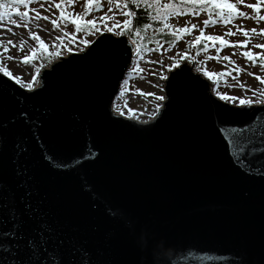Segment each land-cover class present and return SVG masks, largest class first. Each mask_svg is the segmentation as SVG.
<instances>
[{"label":"water","instance_id":"95a60500","mask_svg":"<svg viewBox=\"0 0 264 264\" xmlns=\"http://www.w3.org/2000/svg\"><path fill=\"white\" fill-rule=\"evenodd\" d=\"M133 50L102 34L42 68L34 91L0 73V177L18 149L31 202L94 249V264H264V161L241 170L217 132L252 113L219 100L184 62L153 118L120 117L112 103Z\"/></svg>","mask_w":264,"mask_h":264},{"label":"snow or ice","instance_id":"6c2138e0","mask_svg":"<svg viewBox=\"0 0 264 264\" xmlns=\"http://www.w3.org/2000/svg\"><path fill=\"white\" fill-rule=\"evenodd\" d=\"M75 2L76 0H0V17H2L0 19V36H15L14 29L27 30L29 39L37 42L36 48L21 57V63L29 64L33 59L38 58L37 53L41 50L47 51L44 42L30 29L32 23L41 20L51 23L53 29L65 23L73 27V32L64 33L62 36L54 38L61 42L65 36H74L75 32L95 34L105 31L115 36L127 37V42L132 46H136L137 39H144L142 32L147 30H151L154 35L160 34L171 38V41H176L184 35H190L193 29H197V25L187 22L183 27L172 25L171 19L179 16H199L202 13H207V18L201 22L202 25H208L210 22L231 25L235 17L251 18L258 22L264 21V14H260L264 11V0H255L253 3H248L246 0H108L110 7L107 8L106 13L95 19H82L81 16L87 17L92 8L102 7L100 0H85L82 14L69 11ZM241 8L250 10L251 15ZM117 16L122 19H116ZM109 21L112 22L108 23ZM151 22H156L159 26L153 27ZM37 27H39L38 24ZM197 31L198 34L192 44H203L205 48L209 47V42H212L211 47L213 48L217 43L229 47H244L249 43L248 33L257 34L256 29L245 30L243 27H237L236 31L243 34L245 40L232 42L225 41L221 36L206 34L203 27H199ZM234 34L231 28L225 33V35ZM258 34L264 35V29H260ZM89 42L88 40L83 41L85 46ZM124 42V40L120 41V43ZM24 43L25 41L21 40L20 47H17L13 40L8 39L4 41V46L0 50L6 53L10 48L20 51ZM253 47L264 51V44H256ZM138 53L139 48H137L136 54ZM241 54L253 65H256L259 60V66L264 68V56L261 55V52H253L249 48ZM7 58L13 59L11 56ZM183 59H187V56H183ZM224 59L228 60L229 57L225 56ZM169 70L171 69L169 68ZM234 70L239 75V68ZM0 73L12 78L9 72L3 68H0ZM204 75L212 79L215 73L205 71ZM249 75L254 74L249 73ZM163 78L161 76V79ZM15 79L20 82L18 77ZM255 79L264 85V79H261L260 76H255ZM35 80L36 76L33 75L26 87L31 89ZM240 87L242 91L246 89L244 85H240ZM247 91H250L254 98L245 99L243 96L236 97L229 96L227 93H216L219 100L249 111L253 117L243 125L220 123L217 132L224 141L233 162L241 170L247 165L251 175L253 172L251 161L255 159L264 161V147L256 146L257 141L264 145V87L259 92H256L255 89H247ZM156 99L163 101L165 98L157 96ZM254 105L258 107H253ZM159 107L157 105V110ZM130 112H134V110H130ZM7 134L8 125L5 121L0 120V138L6 140ZM19 155V150L15 149L12 159L9 161L14 165L10 175L0 177V264H94L93 257L96 255L94 249L76 241L75 238L60 235L31 202L29 191L23 187L25 180L21 179ZM193 259H197V257H193ZM199 259L224 260V257L204 253ZM226 264H232V261L228 260Z\"/></svg>","mask_w":264,"mask_h":264},{"label":"rangeland","instance_id":"374dc122","mask_svg":"<svg viewBox=\"0 0 264 264\" xmlns=\"http://www.w3.org/2000/svg\"><path fill=\"white\" fill-rule=\"evenodd\" d=\"M248 3H253L255 0H246ZM85 0H76L71 6L69 11L75 13H83V5ZM102 4L101 9L92 8V11L87 17L81 16L82 19H95L101 15H104L107 8L110 7L108 0H100ZM241 10L249 13L250 10L241 8ZM47 14V13H43ZM260 14H264L262 11ZM111 15V14H109ZM116 19H122L117 16ZM207 18V13H202L199 16H179L171 19L170 23L177 27H183L185 23L197 25L203 27L206 34L221 36L225 41H243L245 36L236 31L237 27H243L245 30L256 29L257 34L252 32L248 33L249 43L244 47H229L227 45L216 44V47L205 48L203 44L199 48V45H193L192 41L198 34L197 29H193L190 35H184L175 45H169L162 42H158L149 46L140 48L134 46L133 56L131 64L124 76L123 84L120 85L119 93L113 103V109L122 116L134 119L136 121L145 122L151 117H154L153 113L157 110V105L161 106L163 101H158L157 96L164 95V81L169 74V68L173 70L184 62L194 65V71L204 78H206L211 85V90L216 96L217 92L227 93L229 96L241 97L245 99H252V93L247 89H255L259 92L264 85H261L255 76H260L264 79V68L260 67V61H257L256 65H253L251 61H247L242 56L243 51H247L249 48L253 52H261L264 56V51L253 47L256 44H264V35H259V30L264 29V21H257L251 18L243 19L235 17L232 20L231 25H225L219 22L209 23L208 25H202V21ZM2 19V17H0ZM109 21L108 23H111ZM59 23V22H58ZM37 24L39 27H37ZM102 27V26H101ZM232 29L234 35H225V33ZM31 31L44 42L47 46V51L41 50L37 53L38 58L33 59L31 63H21V57L26 56L30 50L37 47L35 40L29 39L28 31L19 28L14 29L15 36H0V49L4 46V41L11 39L20 47V41H25L20 51L16 49H9L6 53L0 50V68L8 71L11 79L19 85L26 88L27 83L32 79V76H36V80L33 84L39 81L38 74L42 68H45L49 63H52L60 57L67 56L71 53H80L88 48L100 35L109 33L101 31L99 33L84 34L83 32H75L74 36H65L63 42L54 40L57 36H62L64 33H71L74 31L70 24H60L59 27L53 29L51 23L47 21H38L30 25ZM151 33V32H149ZM90 41L87 46L83 41ZM139 48V53H137ZM82 49V50H81ZM187 56V59H183V56ZM13 57L8 59L7 57ZM229 57L225 60L224 57ZM50 58L46 60V58ZM156 61V63H154ZM234 62V63H233ZM239 68V75L234 70ZM215 73L212 79L205 77L204 72ZM253 73L254 75H249ZM161 76L164 78L161 79ZM16 77L20 82L16 81ZM231 85V87H229ZM240 85L246 86L244 91L241 90ZM139 90V91H137ZM217 97V96H216ZM134 110V112H130Z\"/></svg>","mask_w":264,"mask_h":264},{"label":"trees","instance_id":"16d2710c","mask_svg":"<svg viewBox=\"0 0 264 264\" xmlns=\"http://www.w3.org/2000/svg\"><path fill=\"white\" fill-rule=\"evenodd\" d=\"M188 11V10H185ZM137 23H139V20H137ZM153 23V27H157L159 26L156 22H151ZM151 32V33H149ZM142 36L144 37V39H137L136 42V46L143 48L144 46H149L158 42H162L165 44H169V45H175L176 43L179 42V40L176 41H171V38L169 37H164L161 36L160 34H153L151 30H147L145 32H142ZM171 41V42H170ZM201 47V44H199V48ZM50 58H46V60H49Z\"/></svg>","mask_w":264,"mask_h":264},{"label":"bare ground","instance_id":"6f19581e","mask_svg":"<svg viewBox=\"0 0 264 264\" xmlns=\"http://www.w3.org/2000/svg\"><path fill=\"white\" fill-rule=\"evenodd\" d=\"M71 55V54H70ZM69 56V55H68ZM53 63V62H52ZM52 63H49L45 68H49V66L52 64ZM9 78V77H8ZM10 79V78H9ZM124 79V78H123ZM10 80H12V79H10ZM13 81V80H12ZM123 81V80H122ZM13 82H15V81H13ZM16 83V82H15ZM18 84V83H17ZM40 84H41V78L39 77V81H37L35 84H33V87L30 89V90H37V88H39L40 87ZM19 85V84H18ZM121 85V84H120ZM26 89H28L27 87H26ZM119 89H120V87H119ZM118 93H119V91H118ZM118 93H117V95H118ZM116 95V96H117ZM165 95V94H164ZM116 98V97H115ZM115 98H114V101H115ZM114 101H113V103H114ZM113 103H112V108H113ZM114 110V109H113ZM114 112L116 113V111L114 110ZM117 115H119L118 113H116ZM155 116V115H154ZM120 117H123V118H125V119H129V120H134V119H131V118H128V117H125V116H122V115H120ZM151 118H153V117H151ZM134 121H136V120H134ZM138 122V121H137ZM139 123H146V121L145 122H140L139 121Z\"/></svg>","mask_w":264,"mask_h":264}]
</instances>
